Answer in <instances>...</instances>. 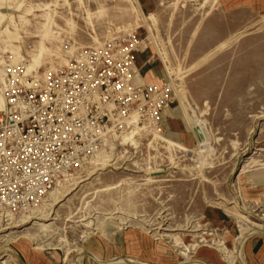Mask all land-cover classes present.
I'll use <instances>...</instances> for the list:
<instances>
[{"label": "rangeland", "instance_id": "1", "mask_svg": "<svg viewBox=\"0 0 264 264\" xmlns=\"http://www.w3.org/2000/svg\"><path fill=\"white\" fill-rule=\"evenodd\" d=\"M136 2L0 0L3 99L8 87L42 86L75 52L133 30L170 86L161 132L150 121L154 132L145 122L116 132L97 146L110 162L93 156L64 173L56 164L75 148L73 110L47 101L12 163L28 168L31 187L51 180V188L1 217L0 247L9 246L0 262L264 264V231L252 226L264 229V11L230 13L220 0ZM40 41L44 56L27 71ZM132 130L135 144L122 140ZM9 191L22 200L14 181Z\"/></svg>", "mask_w": 264, "mask_h": 264}, {"label": "built area", "instance_id": "2", "mask_svg": "<svg viewBox=\"0 0 264 264\" xmlns=\"http://www.w3.org/2000/svg\"><path fill=\"white\" fill-rule=\"evenodd\" d=\"M144 47V40L133 30L75 52L68 65L45 74L47 80L42 86L5 90V108L0 110V222L3 218L6 221L8 211L15 207H27L23 198L51 188V180H41L31 187L28 168L12 163L20 156L16 148L33 133L29 127L41 123L48 100L64 103L63 109L73 110L67 120L76 140L75 148L57 162L61 173L95 156L100 148L97 146H102L116 132H125L131 126L127 120L133 113L137 114L136 125L142 126L150 119L160 126L161 112L170 100V86L142 80L136 55ZM58 120L61 121V114ZM12 181L17 188H24L21 201L10 196Z\"/></svg>", "mask_w": 264, "mask_h": 264}, {"label": "crops", "instance_id": "3", "mask_svg": "<svg viewBox=\"0 0 264 264\" xmlns=\"http://www.w3.org/2000/svg\"><path fill=\"white\" fill-rule=\"evenodd\" d=\"M140 8H152L160 4L161 0H136ZM220 4L227 12L235 13L241 10L258 12L261 13L264 11V0H220ZM143 12V11H142ZM151 34V32L149 31ZM139 37L142 38V35L138 33ZM136 66L139 69L142 80L147 83H152L155 85H160L159 75H158V66L154 61V54L151 50L147 49V46L144 49L137 53L136 55ZM161 118L167 119L169 110L164 108ZM181 135V134H180ZM36 250V249H35ZM38 250V249H37Z\"/></svg>", "mask_w": 264, "mask_h": 264}, {"label": "bare ground", "instance_id": "4", "mask_svg": "<svg viewBox=\"0 0 264 264\" xmlns=\"http://www.w3.org/2000/svg\"><path fill=\"white\" fill-rule=\"evenodd\" d=\"M136 1V0H135ZM81 2V1H80ZM137 3V2H136ZM18 4H19V2H18ZM134 8V7H133ZM89 11V10H88ZM141 11V10H140ZM139 11V12H140ZM89 13V12H88ZM91 13V12H90ZM142 13V12H141ZM92 15V14H91ZM152 16V15H151ZM3 17V16H2ZM45 19V18H44ZM144 19V18H143ZM44 22H45V20H44ZM143 22H144V20H143ZM44 24V23H43ZM49 24V23H48ZM144 24V23H143ZM45 25V24H44ZM50 25V24H49ZM146 26V25H145ZM14 27V26H13ZM151 27V26H150ZM49 28V27H48ZM150 29V28H149ZM47 30H49V29H47ZM43 31V30H42ZM150 32H151V30H149ZM59 33V32H58ZM44 34V33H43ZM150 35V34H149ZM46 36V35H45ZM6 38V37H5ZM7 39V38H6ZM5 40V39H4ZM8 41V40H7ZM44 52H45V45L43 44V42L42 41H40L39 43H38V46H37V51H36V54L35 55H33L31 58H32V62L29 64V65H27V71H30V70H32V68L33 67H35L37 64H38V62H39V60L44 56ZM25 63V62H24ZM23 64V63H22ZM25 65V64H24ZM38 66V65H37ZM22 67V66H21ZM20 68V67H19ZM15 71V70H14ZM21 71V70H20ZM26 71V72H27ZM24 72H25V70H24ZM23 72V73H24ZM26 72H25V74H26ZM24 74V75H25ZM18 75V74H17ZM23 75V76H24ZM22 76V77H23ZM20 78V77H19ZM2 79V78H1ZM1 83V82H0ZM2 85H4V84H2ZM5 87V86H4ZM2 90H3V88H1L0 87V110H3L4 108H5V104H4V99H3V96H2ZM152 122L153 123V125L155 124V125H157L156 124V122L155 121H153V120H150V119H146V121H145V124L142 126V127H145V129H150L149 127V123L148 122ZM136 122H137V114L136 113H133L131 116H130V118L127 120V124L128 125H131L129 128H138L137 126L138 125H136ZM196 122V124H198V123H200L199 121H195ZM152 125V126H153ZM158 127V129H156V131L157 132H161V129H160V126L159 125H157L156 126V128ZM198 127H200L201 129H202V127H201V125L200 124H198ZM129 131V130H128ZM149 131H152V132H154V129H151V130H149ZM133 132H134V130H132V131H130L127 135H125V136H123L122 137V140H130L131 142L133 141ZM136 132V131H135ZM163 138V137H162ZM207 139V138H206ZM164 141L166 140L170 145H174V146H178L179 148H181V149H186L183 145H181V144H178V143H175V142H172V141H169V140H167V139H163ZM131 142H129V144L131 143ZM133 143V142H132ZM133 144H135V143H133ZM110 145V144H109ZM203 145H206V143H205V141L204 140H202L201 142H200V146H203ZM104 148V147H103ZM173 149V148H172ZM110 156V155H109ZM109 156L106 154V153H104L103 151H101L100 152V150L97 152V154L92 158V162L91 163H95V162H98V161H107V162H110L111 160L110 159H108L109 158ZM97 166V165H96ZM87 167V166H86ZM103 167V166H102ZM100 170V169H99ZM86 171H88V170H86ZM93 173H95V171L94 172H92L91 174H93ZM72 181H74V180H72ZM61 184V183H60ZM65 184H61L60 185V187H63ZM60 187L59 188H56V193L57 194H59V190H60ZM67 188V187H66ZM65 188V189H66ZM64 189V190H65ZM61 194V193H60ZM56 203V200H54L53 202H52V205L53 204H55ZM38 207V206H37ZM35 215V214H34ZM26 216V215H25ZM19 220V219H18ZM42 220V219H41ZM25 221V220H24ZM32 222V221H31ZM42 225H44V224H42ZM252 226H253V229H255L256 231H264V229H261V228H263V225H256V223H252ZM9 229V228H8ZM252 230V229H251ZM26 232V231H25ZM247 232V231H246ZM8 233V232H7ZM245 233V232H244ZM25 234V233H24ZM12 235V234H11ZM23 235V234H22ZM30 236V235H29ZM28 236V237H29ZM243 236H244V234H243ZM12 237V236H11ZM28 237H26L27 239H30V238H28ZM33 238V237H32ZM11 239V238H10ZM14 240V239H13ZM1 241V240H0ZM10 241V240H9ZM9 246V244H5V245H3V246H1L0 247V249L2 248H5V247H8ZM223 247V246H222ZM34 249H41L42 247H40V246H37V245H35L34 247H33ZM221 248V247H220ZM224 250V249H223ZM225 252V251H224ZM222 253H223V251H222ZM65 254V253H64ZM233 260V259H232ZM131 263H133V264H149V263H147V262H143V261H130ZM184 262V261H183ZM0 264H4V261H2V262H0Z\"/></svg>", "mask_w": 264, "mask_h": 264}, {"label": "water", "instance_id": "5", "mask_svg": "<svg viewBox=\"0 0 264 264\" xmlns=\"http://www.w3.org/2000/svg\"><path fill=\"white\" fill-rule=\"evenodd\" d=\"M199 131V130H198Z\"/></svg>", "mask_w": 264, "mask_h": 264}]
</instances>
